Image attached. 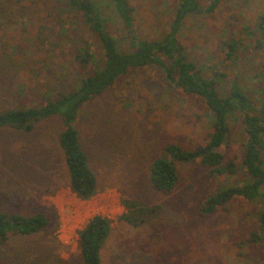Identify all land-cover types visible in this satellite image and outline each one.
<instances>
[{
  "label": "rangeland",
  "instance_id": "1",
  "mask_svg": "<svg viewBox=\"0 0 264 264\" xmlns=\"http://www.w3.org/2000/svg\"><path fill=\"white\" fill-rule=\"evenodd\" d=\"M94 1L104 5L109 0ZM130 1L135 32L147 40L167 30L177 5V0ZM210 2L199 0L204 7ZM101 8L118 23L109 5ZM261 18L264 28V0H223L214 11L185 20L178 39L186 59L205 79L214 80L220 96L236 82L249 101L262 102ZM229 38L245 45L236 61L224 55L223 42ZM80 39L97 46L74 11L56 0H0V114L41 108L74 88L75 42ZM120 50H127L126 41L120 42ZM211 120L205 103L170 86L158 67L129 71L78 114L79 141L98 189L87 201L70 189L58 144L63 130L58 116L34 124L31 131L0 129V214H42L47 220L35 234L9 235L0 246V264H83L77 233L96 215L111 221L101 264H264V232L258 224L264 197L235 198L208 216L198 215L212 194L251 182L241 168L245 134L239 113L229 119L222 147L224 163L237 165L235 175L209 177L198 163L174 162L178 182L170 193L156 191L149 182L154 160L171 161L162 147L203 146L213 130ZM261 160L264 167V149ZM122 199L157 205L160 212L130 226L118 220L124 212ZM253 235L257 240L252 242ZM240 240L244 244L238 248Z\"/></svg>",
  "mask_w": 264,
  "mask_h": 264
},
{
  "label": "trees",
  "instance_id": "2",
  "mask_svg": "<svg viewBox=\"0 0 264 264\" xmlns=\"http://www.w3.org/2000/svg\"><path fill=\"white\" fill-rule=\"evenodd\" d=\"M223 0H211L207 6H201L199 0H177V5L168 22V28L154 40L139 38L135 32V9L130 0H109L100 5L94 0H56L67 9L74 11L80 23L97 40V46L85 40L75 42L74 58L78 77L75 87L66 93L56 95L54 101L41 108L11 110L0 114V129L13 128L31 131L34 124L58 116L63 130L58 135V144L64 156L71 191L81 201L90 200L97 192L96 179L87 164V156L82 149L76 129L79 111L93 98L109 90L113 84L129 71L146 66H156L170 86L184 94L201 99L211 113L212 132L208 141L193 150L176 143L162 147V153L171 161L157 158L149 168V182L158 192L170 193L178 182V172L174 162L184 164L198 163L208 169L209 177L232 176L238 171L233 161L224 163L222 147L229 133V119L235 114L241 115L245 141L242 143L243 174L251 182L242 186L230 187L216 192L198 208L200 217L214 213L218 208L229 204L235 198L254 200L264 197V167L261 152L264 149V87L262 102L253 103L244 95L234 82L226 96H220L214 80L205 79L193 62L186 59L184 47L178 39L185 20L200 12L210 13ZM109 5L118 23L110 21L101 6ZM258 19V30L264 32L262 20ZM264 26V25H263ZM263 28V30H261ZM126 41L127 50H120V42ZM225 58L236 61L237 52L245 45L242 39L229 38L223 42ZM92 69V70H91ZM85 76H83V74ZM124 212L118 220L137 227L155 218L160 207L147 206L135 200H121ZM258 224L264 232V210L258 216ZM47 225L42 214L25 217L20 214H0V246L12 234L32 235ZM111 229V221L104 216H93L78 231V248L83 264H101L100 251ZM252 240H257L253 235ZM240 240L238 248L243 246Z\"/></svg>",
  "mask_w": 264,
  "mask_h": 264
}]
</instances>
